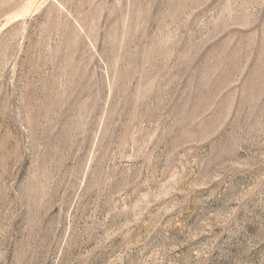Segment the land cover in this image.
I'll use <instances>...</instances> for the list:
<instances>
[{
	"label": "rangeland",
	"instance_id": "rangeland-1",
	"mask_svg": "<svg viewBox=\"0 0 264 264\" xmlns=\"http://www.w3.org/2000/svg\"><path fill=\"white\" fill-rule=\"evenodd\" d=\"M0 264H264V0H0Z\"/></svg>",
	"mask_w": 264,
	"mask_h": 264
}]
</instances>
